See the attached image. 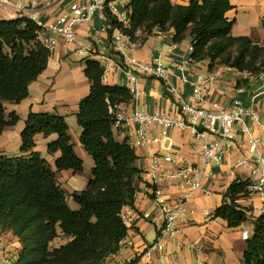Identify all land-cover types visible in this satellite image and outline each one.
I'll return each instance as SVG.
<instances>
[{
  "label": "trees",
  "instance_id": "obj_1",
  "mask_svg": "<svg viewBox=\"0 0 264 264\" xmlns=\"http://www.w3.org/2000/svg\"><path fill=\"white\" fill-rule=\"evenodd\" d=\"M125 1L131 28L124 33L134 43L139 31L151 36L154 31L173 30L175 43L192 39L194 63L208 61L210 69L225 66L252 76L264 71V45L232 35L235 22L227 18L230 0H192L188 5L171 0ZM106 19L111 28H122L109 10ZM39 33L40 28L26 17L0 20V136L19 121L16 114L8 120L5 104L26 100L30 86L48 68L52 54L41 45ZM84 66L91 91L81 101L77 118L80 143L95 163L87 189L69 194L58 181L57 174L63 171L84 172L65 117L31 112L21 134L20 154L0 156V234L11 231L21 247L16 264H105L128 237L121 215L135 204L142 170L135 148L128 139H116L115 127L118 108L133 102L134 96L125 86L105 84L99 62L88 59ZM39 135L57 136L48 144L50 156L60 154L54 165L37 151ZM250 186V181H235L214 217L226 221L229 228L253 221L252 209L239 204L251 195ZM70 198L78 210H72ZM252 223L242 264H264V214ZM62 236L69 241L55 248Z\"/></svg>",
  "mask_w": 264,
  "mask_h": 264
},
{
  "label": "crops",
  "instance_id": "obj_2",
  "mask_svg": "<svg viewBox=\"0 0 264 264\" xmlns=\"http://www.w3.org/2000/svg\"><path fill=\"white\" fill-rule=\"evenodd\" d=\"M171 1L176 5H188L192 0ZM69 3L70 0H66L64 8ZM230 3L232 9L227 13V18L235 22L232 35L250 37L260 45H264V0H230ZM126 4L125 0L120 1V8L129 12ZM12 12V8L0 3V20H12ZM107 25V19L96 16L79 28L75 44L65 45L60 41L47 70L30 86L29 97L20 104H5L8 120H11L12 114H16L19 121L14 126L6 127L0 136V156L14 157L20 154L21 134L31 112L65 117L75 151L84 161L83 173L63 171L57 174L59 183L69 194L87 189L95 166L93 159L84 151L80 143L82 129L78 125L77 118L81 101L91 91V84L84 73V61L89 59L100 63L102 55L111 57L116 65L104 83L129 88L126 76L118 66L119 57L117 56L116 59L112 57L113 40L111 34L105 31ZM174 34L173 30L154 31L151 36L143 31L137 32L136 48L132 57L143 63L160 59V62L172 72L171 82L180 90L186 101L191 100L194 87L197 85L207 92V101L202 105L206 108L217 104L225 110H230L236 101L241 102L245 108L251 109L256 114V119L252 116L246 117L245 123L256 136L264 141V81L225 66L210 69L208 61L190 64L182 70L184 63L192 56V39L188 38L182 43H175ZM178 110V104L166 91L163 82L152 77H141L139 92L134 96L133 102L118 108L119 115L128 118L134 112L175 114ZM138 129L139 127L133 122L122 121L115 127V137L120 142L128 139L130 143H133ZM160 131L156 128L154 132L159 135ZM56 139V135L48 138L39 135L36 138L37 151L41 152L52 165L60 154L50 156L48 144ZM216 139L213 136L208 137L210 142ZM235 139L237 144L245 145L240 124L236 125ZM193 142L194 136L190 129H174L161 143L144 149H135L139 157L138 166L142 170L143 180L134 204L136 209L142 211L153 209V190L150 189L152 179L148 173L155 165L154 156L171 155L177 161L176 164L169 165L160 160L159 171H172L186 162L201 165V156L193 151ZM240 156L241 151L237 147L232 148L224 155L221 164L211 165L208 172L212 175L210 178L202 179L201 190L193 192L186 185L159 187L167 198L184 203L185 215L178 224L176 236L165 241L164 253L154 254L153 259L157 264H197L198 262L242 264L247 249V240L243 234L248 232L250 237L254 228L252 222L264 214V195L254 193L250 189L251 195L239 201L243 208L252 209L253 220L241 227L229 228L226 221L214 217L215 211L223 204L224 195L235 181L252 180L249 173L236 168ZM71 202L73 201L70 198L69 205ZM204 211L205 218L201 215ZM157 238L158 227L135 216L134 223L129 228L128 237L124 240L125 245L121 249V254L126 259H135V264H148V259L142 254L146 247L157 241ZM68 241L69 239L62 236L53 246L59 248Z\"/></svg>",
  "mask_w": 264,
  "mask_h": 264
},
{
  "label": "built area",
  "instance_id": "obj_3",
  "mask_svg": "<svg viewBox=\"0 0 264 264\" xmlns=\"http://www.w3.org/2000/svg\"><path fill=\"white\" fill-rule=\"evenodd\" d=\"M65 2L66 0H0L3 6L13 9L12 20L26 17L40 28V43L52 55L57 51L60 41L65 45L75 44L79 28L96 16L106 19V11L109 10L123 29L111 28L107 25L105 31L109 33L112 30L110 34L113 40V51L121 60L118 66L126 76L131 94L138 95L141 77H152L163 82L166 91L179 107L175 114L134 112L129 118L118 115V123L133 122L139 127L136 139L131 145L135 149H144L159 144L168 138L169 132L174 129H190L194 136L192 148L201 156V165L186 162L172 171H159L160 160L169 165L176 164L177 161L171 155L154 156L155 165L148 173L152 179L150 189L153 190V209L142 211L134 206L126 207L121 215L128 228L132 227L135 216L158 227L157 241L146 247L142 254L148 259V264H157L153 259L154 254L164 253L165 241L176 236L178 224L185 215L184 203L167 198L160 191V186L182 187L186 185L193 192L201 190L203 188L202 179L210 178L212 175L208 172L209 167L221 164L224 155L237 147L241 151V156L236 168L249 173L252 177L250 180L252 192L264 195V141L256 136L245 123L246 117L252 116L256 119V114L251 109L245 108L239 101H236L230 110H225L217 104L206 108L202 105L207 101V92L197 85L194 87L191 100L186 101L180 90L171 82L172 72L160 62V59H155L151 63H143L132 57L136 44L131 36L124 33V29L131 28L130 11L122 10L120 1L108 3L107 0H70L68 6L64 8ZM193 63L192 59H189L184 63L182 70ZM100 64L104 69L103 80H105L116 63L111 57L102 55ZM255 77L264 81V71ZM237 124L241 125L245 145L236 142ZM156 128L161 130L159 135L154 132ZM209 136L217 139L210 142ZM243 236L247 240L248 232H245ZM124 245L123 241L120 251L111 256L105 264H135V259H126L122 256L121 249ZM20 248L19 245L16 248L10 247L0 237V264H16ZM197 264L211 263L198 262Z\"/></svg>",
  "mask_w": 264,
  "mask_h": 264
},
{
  "label": "rangeland",
  "instance_id": "obj_4",
  "mask_svg": "<svg viewBox=\"0 0 264 264\" xmlns=\"http://www.w3.org/2000/svg\"><path fill=\"white\" fill-rule=\"evenodd\" d=\"M70 206L72 210H78V205L75 202H71ZM201 215L205 218V211ZM0 237H2L4 242L12 248H16L19 245L11 231L1 232Z\"/></svg>",
  "mask_w": 264,
  "mask_h": 264
}]
</instances>
